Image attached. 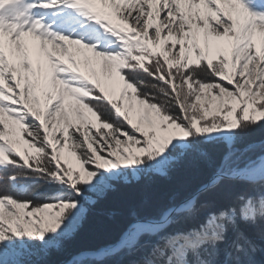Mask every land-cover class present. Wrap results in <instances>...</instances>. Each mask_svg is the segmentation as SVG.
Instances as JSON below:
<instances>
[{
    "label": "snow or ice",
    "instance_id": "1",
    "mask_svg": "<svg viewBox=\"0 0 264 264\" xmlns=\"http://www.w3.org/2000/svg\"><path fill=\"white\" fill-rule=\"evenodd\" d=\"M260 128L264 0H0V264H264Z\"/></svg>",
    "mask_w": 264,
    "mask_h": 264
},
{
    "label": "trees",
    "instance_id": "2",
    "mask_svg": "<svg viewBox=\"0 0 264 264\" xmlns=\"http://www.w3.org/2000/svg\"><path fill=\"white\" fill-rule=\"evenodd\" d=\"M250 139L258 140L264 137V128L254 129L249 134ZM204 179V173H198L192 177V185H195L200 180ZM101 222L106 224V227H103L97 231L85 234L81 237L79 241L76 243V247L81 246H91L101 244L106 240L115 239L118 234V225L115 223H108L104 221L103 217L99 218ZM52 259H58L57 257H53Z\"/></svg>",
    "mask_w": 264,
    "mask_h": 264
}]
</instances>
